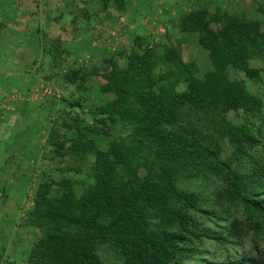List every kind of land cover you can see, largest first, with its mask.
<instances>
[{"label":"trees","instance_id":"obj_1","mask_svg":"<svg viewBox=\"0 0 264 264\" xmlns=\"http://www.w3.org/2000/svg\"><path fill=\"white\" fill-rule=\"evenodd\" d=\"M25 1L9 0L11 8L0 2L2 44L14 43L23 31L17 16ZM98 1L104 7L109 2ZM175 26L208 45L209 70L200 73L176 46L137 42L118 53L123 65L112 55L109 65L67 68L61 75L85 88L99 74L105 79L100 90L113 98L89 109L92 125L63 119L71 135L61 137L59 127L50 133L56 153L78 159L87 171L81 181L39 182L28 212L38 229L28 253L32 264H108L98 254L101 243L114 246L122 264H264L246 253L221 260L205 253L207 242L226 244L246 234L244 224L226 215L224 199L261 217L254 228L264 226V95L230 73L264 82V68L251 63L264 61V29L258 20L222 9L211 16L205 9L182 12ZM58 52L48 46L42 54L59 65ZM68 104L81 106V98ZM230 111H241V121ZM107 136L103 148L98 139ZM212 176L225 182L223 188L180 185L183 178Z\"/></svg>","mask_w":264,"mask_h":264},{"label":"rangeland","instance_id":"obj_2","mask_svg":"<svg viewBox=\"0 0 264 264\" xmlns=\"http://www.w3.org/2000/svg\"><path fill=\"white\" fill-rule=\"evenodd\" d=\"M123 1L120 5L116 0H109L104 7L98 0H26L23 12L17 16L23 25L17 29H23L22 34L32 32L37 35L33 38L19 35L20 43L16 46L12 43L0 45V59L3 57L4 60L0 63V76L6 79L5 86L0 85V264H32L28 253L38 229L32 225L28 212L33 207L40 181L65 183L86 178L85 164L69 154L58 155L50 142V133L59 127L61 137L64 131L71 135V131L61 126L63 119L92 125L94 121L89 109L112 99L113 94L100 90L105 79L99 74L90 77L85 88L66 83L61 75L67 68L93 65L100 68L109 65L108 59L112 55L119 65H123L125 58L118 53L129 52L141 42L150 46L157 43L176 46L184 61L196 63L199 72L203 73L211 67L208 45L199 44L196 34L181 33L175 26L180 13L189 10L205 9L211 16L217 9H222L258 20L264 29V0ZM0 2L2 8L10 7L9 0ZM211 27L215 29L218 24L213 22ZM183 37L186 38L184 41ZM11 44L9 51L10 46L6 45ZM48 46L52 51H59V65L50 62V56H43L42 51ZM2 47L9 56L1 52ZM251 63L264 68V61L260 59H253ZM230 73L245 79L253 93L264 95V82H252L242 71ZM12 79L17 83L13 84ZM79 97L81 106L68 104ZM62 98L65 100L55 101ZM241 114V111H230L228 116L240 122ZM110 138L98 139V144L104 148ZM223 146L227 154L229 146L225 142ZM224 184L222 179L214 176L209 180L202 177L180 180L181 187L194 191L210 189L207 192H211L215 187L223 188ZM222 204L228 218L244 224L247 231L240 240L234 238L226 244L207 242L208 259L221 260L227 255L246 253L264 260V226L254 228V222L261 221V217L256 214L249 217L234 202L224 199ZM205 223L209 224L208 221ZM97 251L108 264L123 263L119 251L109 243L99 244Z\"/></svg>","mask_w":264,"mask_h":264},{"label":"crops","instance_id":"obj_3","mask_svg":"<svg viewBox=\"0 0 264 264\" xmlns=\"http://www.w3.org/2000/svg\"><path fill=\"white\" fill-rule=\"evenodd\" d=\"M36 19H37V18H36ZM37 22H38V21H37ZM31 26H32V24H31ZM19 35H20V36H21V35H25V36L30 35L31 38L34 37L33 34H32V32H28L27 35H26V33H25V34L19 33L18 36H19ZM18 43H20V38L15 39L14 43H12V44H13V45L15 44V46H16ZM12 44H11V45H6V46H10V47H9V51H11ZM3 45L5 46V44H2V43H1V46H3ZM13 48H14V46H13ZM14 51H15V49H14ZM1 52H4V51H3V47H2V51H1ZM1 56H2V55H1ZM2 60H3V57H1V59H0V63H1ZM3 61H4V60H3ZM13 80H14V79H12V83H13V84H16V83H17V80H15V81H13ZM5 83H6V79H5V77L2 78V77L0 76V85L3 84V86H5Z\"/></svg>","mask_w":264,"mask_h":264}]
</instances>
